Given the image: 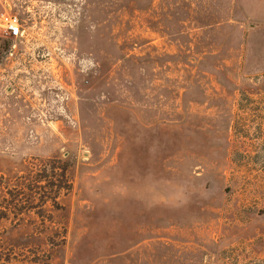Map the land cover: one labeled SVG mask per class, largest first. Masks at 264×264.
I'll return each mask as SVG.
<instances>
[{"label":"rangeland","instance_id":"374dc122","mask_svg":"<svg viewBox=\"0 0 264 264\" xmlns=\"http://www.w3.org/2000/svg\"><path fill=\"white\" fill-rule=\"evenodd\" d=\"M0 264H264V0H0Z\"/></svg>","mask_w":264,"mask_h":264},{"label":"built area","instance_id":"2783aa9c","mask_svg":"<svg viewBox=\"0 0 264 264\" xmlns=\"http://www.w3.org/2000/svg\"><path fill=\"white\" fill-rule=\"evenodd\" d=\"M1 20L5 26V29L11 38H17L21 36V29L16 17L9 15H2Z\"/></svg>","mask_w":264,"mask_h":264}]
</instances>
